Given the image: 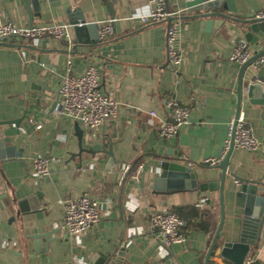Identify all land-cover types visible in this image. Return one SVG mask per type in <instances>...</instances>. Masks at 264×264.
Instances as JSON below:
<instances>
[{"label":"crops","instance_id":"1","mask_svg":"<svg viewBox=\"0 0 264 264\" xmlns=\"http://www.w3.org/2000/svg\"><path fill=\"white\" fill-rule=\"evenodd\" d=\"M192 1L167 0L170 11L183 14L178 67L169 62L167 24L139 25L138 18L150 13L148 0H39L42 15L34 16L38 13L30 10L33 25H73L84 19L90 25L88 43L77 47L72 30L68 39L60 41L52 37L0 41V122L18 121L4 131L11 154L0 160V264H97L103 258L115 264H205L220 222L218 196L198 195L190 178L177 179L174 184L157 179L166 158L183 160L199 182L220 179L218 165L207 166L204 161L220 158L229 139L243 64L228 58L244 41L245 31L237 22L203 31L200 21L190 18ZM25 4L26 0H0L1 19L30 26ZM232 5L235 12L229 14L238 19L264 12V0H233ZM108 20H115V33L100 40L98 25ZM249 50L253 56L263 52L264 35ZM70 58L77 75L94 64L102 74L103 92L119 104L117 117L97 132L55 112ZM256 73L250 66L242 75L240 114L263 148L255 153H232L219 247L255 237L258 245L249 258L264 264V236L254 222L245 221L244 210L236 206L231 191L232 176H264V80H257ZM30 77L45 85L42 90L27 86ZM250 86L257 89L249 96ZM172 99L191 110L190 124L175 137L163 139L159 126L168 118L166 103ZM151 111L157 114L154 126L148 124ZM76 124L83 134V149L110 145L116 163L110 167V156L102 150L93 155L82 152L78 157ZM38 157L52 159L49 177H38L31 170V160ZM138 165L144 166L138 182L123 175L125 168L133 171ZM85 193L99 202L102 219L68 240L62 227L64 205ZM19 204L24 214L17 217ZM179 208L189 209L184 211L191 220L187 242L165 248L151 228V215ZM34 234H48L50 241L39 242L29 251L27 238ZM218 253L219 249L209 264H224Z\"/></svg>","mask_w":264,"mask_h":264},{"label":"built area","instance_id":"2","mask_svg":"<svg viewBox=\"0 0 264 264\" xmlns=\"http://www.w3.org/2000/svg\"><path fill=\"white\" fill-rule=\"evenodd\" d=\"M150 13L139 17L141 27L158 23H166L172 18L167 27L166 46L169 62L178 67L182 62V54L178 48L180 38L179 19L181 12H172L168 9L167 0H148ZM254 18L264 19V12L257 13ZM115 20H108L99 24V39L106 40L115 33ZM81 26V24L77 25ZM73 25L63 23H50L46 25L17 26L12 22H4L0 17V41L4 38H18L23 40L52 37L65 40L70 37ZM253 57L249 45L245 41L239 42L231 51L229 61L244 64ZM256 74H264V57L253 63ZM102 74L94 65L89 64L84 74L77 75L73 71V62H67L66 74L59 87L61 101L55 112L61 117H69L84 127L97 132L108 121L118 115L119 104L116 100L105 94L101 88ZM169 110L168 118L159 126V135L163 139H171L177 135L180 128L190 124L191 110L175 99L166 103ZM156 112H150L149 126L155 125ZM235 123L233 118L229 123V139L220 158H209L204 161L207 166H217L226 156L233 134V150H242L255 153L263 148V142L248 127L245 118L240 114ZM40 129L41 126L36 127ZM50 157H38L30 162L31 170L38 177H49L51 174ZM144 166L138 165L135 170L125 168L123 175L133 182H138ZM237 183V181L235 182ZM63 230L68 240L91 230L102 219L101 206L98 201L85 193L80 198L67 202L64 205ZM187 223L172 210L156 212L151 215V228L159 236L160 243L165 248L175 244L187 242ZM254 260L248 258L245 264H253ZM106 264H115L108 261Z\"/></svg>","mask_w":264,"mask_h":264},{"label":"water","instance_id":"3","mask_svg":"<svg viewBox=\"0 0 264 264\" xmlns=\"http://www.w3.org/2000/svg\"><path fill=\"white\" fill-rule=\"evenodd\" d=\"M233 0H193L191 3L190 11L194 14L190 16L193 20L200 21L201 29L206 32H213L221 28L226 22H237L244 26V41L250 45L257 46L260 41L261 35H264V19L251 18L247 20L238 19L229 13L235 12V9L232 5ZM26 9L29 12L30 16V26H33V15H31V9H33L37 16H41V6L39 0H26ZM172 22V18L167 19V27ZM78 24H73L72 31L75 34L78 44H87L88 41L86 32L90 25H88L84 19ZM261 34V35H260ZM98 38V36H97ZM4 38L3 40H6ZM95 42L99 40L94 39ZM79 42V43H78ZM264 56V51L254 55L246 63L243 64L241 69V74L239 77V83L237 88L238 95V106L235 115V123L239 118L241 113L242 99H243V87H242V75L243 73L253 65V63ZM257 80H264V74L260 73L256 75ZM35 84L38 87H35ZM41 85V86H40ZM28 87L32 89L42 90L40 87L45 85L42 84L40 80H35L33 78L28 79ZM257 86H250L248 95L250 96L253 91H255ZM20 121V120H19ZM18 121H3L0 122V160H4L6 156L11 154V148L5 145L4 140V131L5 129L12 125L17 124ZM76 130L78 132L77 136L79 139L80 153L77 154L80 157L82 152H88L93 155L96 150H102L105 154L110 156L109 166L111 167L115 164L112 147L110 145H95L90 150H85L82 147V132L78 124H76ZM234 134V128H233ZM233 134L231 137V143L229 150L224 157V159L218 165V168L221 169L222 173L219 180H205L204 182H199L198 178L194 174L193 170L182 164L183 160H169L163 159L160 163V169L162 170L160 178L158 181H169L171 184L176 183L177 179L187 178L192 179V186L198 191V195L204 194L210 196L211 193H215L219 198L220 204V222L218 224L215 235L210 244L209 250L206 255L205 264H209L210 257L219 249L218 256L222 259L224 264H245V261L249 258V255L257 248V238L255 239H245L241 238L237 242L224 243L219 247L221 231L225 221L226 211H225V195H226V180H227V171L230 162V158L233 153ZM234 179L235 185L232 187L231 191L234 193L236 206L244 210V219L245 221H252L256 224L257 231L261 232L264 236V176L260 179H241L236 176H232ZM24 214L23 207L19 204V210L16 212V216L20 217ZM48 234H34L27 238L28 250L31 251L37 243L45 241L46 243L50 241ZM105 258H103L97 264H106ZM89 264H95L91 261Z\"/></svg>","mask_w":264,"mask_h":264},{"label":"trees","instance_id":"4","mask_svg":"<svg viewBox=\"0 0 264 264\" xmlns=\"http://www.w3.org/2000/svg\"><path fill=\"white\" fill-rule=\"evenodd\" d=\"M185 210L187 211L189 209H187V208H179V209L173 210V212H175L183 220L185 219V221L187 223V226H188V224L191 222V220L188 217H186V215L184 213ZM195 215L197 216L198 214H194L193 216H195ZM186 229H187V227H186ZM210 264H217V263H215L214 261H210ZM253 264H259V263L254 262Z\"/></svg>","mask_w":264,"mask_h":264}]
</instances>
